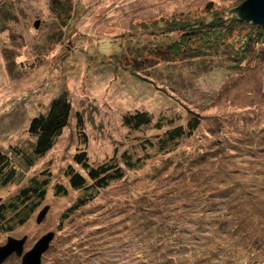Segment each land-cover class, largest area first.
<instances>
[{"label":"rangeland","instance_id":"obj_1","mask_svg":"<svg viewBox=\"0 0 264 264\" xmlns=\"http://www.w3.org/2000/svg\"><path fill=\"white\" fill-rule=\"evenodd\" d=\"M243 1L70 0V20L61 26L59 18L68 14H58L54 0H0L5 11L0 13L1 150L10 153L12 146L29 143L31 119L60 93L66 92L73 107L55 146L0 189L1 201L32 178L50 179L30 220L0 230V246L8 237L27 236V252L54 232L42 264H264V151L257 150L264 148L259 138L264 133V58L235 70L227 57L204 44V53L154 64L156 75L149 77L155 84L121 75L109 62L125 48L142 52L144 45L156 46L162 39L153 34L158 26L220 13L234 16L231 10ZM197 38L191 35L193 47H201ZM137 110L154 118L155 125L142 133L121 124L123 113ZM77 112L84 119L85 149L98 162L126 137L162 132L196 114L202 118L198 132L176 153L130 172L97 203L60 222L77 193L58 197L53 185L67 182L64 168L83 148ZM251 143L255 151L247 150ZM230 186V194H223ZM46 206L50 210L37 224ZM253 239L262 246L251 245ZM4 264H21V258L12 255Z\"/></svg>","mask_w":264,"mask_h":264},{"label":"trees","instance_id":"obj_2","mask_svg":"<svg viewBox=\"0 0 264 264\" xmlns=\"http://www.w3.org/2000/svg\"><path fill=\"white\" fill-rule=\"evenodd\" d=\"M54 1L58 14L61 16L68 14L66 19L59 18L60 25L66 26L74 6L69 2L70 0ZM1 12L5 11L0 9ZM234 12L236 13L234 16L231 13H220L198 21H175L158 26L153 29V34L162 39L156 46L144 45L145 50L142 52L138 48L132 50L125 48L119 55H113L109 62L115 63L117 69L122 70L118 71L121 75H129L155 84L149 77L150 74L156 75L154 64L164 62L170 64L181 59L182 56L194 57L196 54L204 53L202 46L207 44L206 46L213 48L215 53L221 54L223 58L227 57L233 64L232 68L235 70L243 68L251 62L264 58V25L248 23L241 15L239 7ZM238 27L243 29L240 30ZM235 33L236 36L232 40L226 38L228 34ZM191 35L198 37L197 44L201 47L191 45ZM119 73H117L118 76H120ZM146 77L150 78V81ZM72 114V102L66 92H62L53 98L44 112L31 119L28 127L29 143L27 141L25 145L12 146L10 153H4L0 148V189L19 180L20 176H24L25 172L34 166L36 160L43 158L55 146L69 126ZM75 116L78 120L79 133L83 135L81 138L83 148L77 149L72 163L64 168L67 182H56L53 185V191L58 197H65L69 190L77 194L74 202L62 213L60 222L64 220L69 222L82 209L97 203L111 185L128 179L130 172L144 168L155 158L176 153L183 141L193 138L198 132L202 118L201 115L196 114L185 124L170 126L162 132L126 137L122 139V146H115L111 156L98 162L91 161L85 149L88 140L82 113L77 112ZM121 116L123 128L129 131L144 132L143 130L155 125L154 118L148 111H128ZM250 131L251 128L245 131L246 136H249ZM259 138L264 143V133ZM245 139L250 142L251 137H245ZM247 146V150H256L252 143ZM221 149L219 146L215 152H220ZM257 150L264 151V148H257ZM49 181V178H32L29 184L21 187L15 194L1 200V231H10L30 220L46 196ZM230 190L231 186L221 191L223 194H230ZM229 200L231 197L220 202L228 203ZM255 244L262 246L258 239L252 240L251 245ZM195 245L198 244L195 243ZM158 248L159 246L154 247L152 252H157ZM182 248L191 247L183 245Z\"/></svg>","mask_w":264,"mask_h":264},{"label":"water","instance_id":"obj_3","mask_svg":"<svg viewBox=\"0 0 264 264\" xmlns=\"http://www.w3.org/2000/svg\"><path fill=\"white\" fill-rule=\"evenodd\" d=\"M235 9L231 11L234 12ZM239 11L248 23L259 26L264 25V0H244L239 6ZM39 24V21H36L34 27L38 28ZM49 210L50 206H46L39 212L36 218L37 224L44 221ZM54 236V232L47 233L27 252L24 251L27 236L22 239L8 237L6 243L0 246V264H4L12 255L20 257L21 264H42V258L50 249Z\"/></svg>","mask_w":264,"mask_h":264},{"label":"flooded vegetation","instance_id":"obj_4","mask_svg":"<svg viewBox=\"0 0 264 264\" xmlns=\"http://www.w3.org/2000/svg\"><path fill=\"white\" fill-rule=\"evenodd\" d=\"M1 202V201H0Z\"/></svg>","mask_w":264,"mask_h":264}]
</instances>
